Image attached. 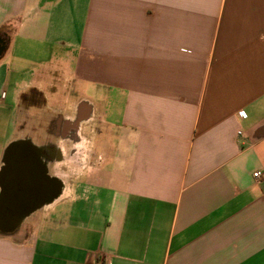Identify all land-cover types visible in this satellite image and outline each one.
Masks as SVG:
<instances>
[{"label":"crops","instance_id":"crops-1","mask_svg":"<svg viewBox=\"0 0 264 264\" xmlns=\"http://www.w3.org/2000/svg\"><path fill=\"white\" fill-rule=\"evenodd\" d=\"M9 125L55 187L0 264H264V0H0Z\"/></svg>","mask_w":264,"mask_h":264},{"label":"water","instance_id":"water-1","mask_svg":"<svg viewBox=\"0 0 264 264\" xmlns=\"http://www.w3.org/2000/svg\"><path fill=\"white\" fill-rule=\"evenodd\" d=\"M7 173L0 197V228L11 230L19 218L40 200L38 197L45 182L40 178H33L34 175L29 170L22 172L16 165H12ZM50 187L52 194L55 185Z\"/></svg>","mask_w":264,"mask_h":264},{"label":"flooded vegetation","instance_id":"flooded-vegetation-1","mask_svg":"<svg viewBox=\"0 0 264 264\" xmlns=\"http://www.w3.org/2000/svg\"><path fill=\"white\" fill-rule=\"evenodd\" d=\"M66 133L67 130L65 128L64 134ZM51 160V155L48 149L43 147L37 148L27 139H17L13 141L6 148L3 161L4 165L0 170L1 193H3L4 190L5 176L8 175L7 171H9V168H11L12 165H16L22 172L29 170L34 175L33 178H40L43 180L45 184L42 191H40V196L38 198L44 199L48 197L52 192V187H50L48 182V165Z\"/></svg>","mask_w":264,"mask_h":264},{"label":"rangeland","instance_id":"rangeland-1","mask_svg":"<svg viewBox=\"0 0 264 264\" xmlns=\"http://www.w3.org/2000/svg\"><path fill=\"white\" fill-rule=\"evenodd\" d=\"M69 88H71V90H69L71 100H77L82 95L90 96V94H91L88 91L73 90L72 87H69ZM75 119H76V116H74V115L69 118V121H71V124L73 125L72 129L70 130V134H69V136L71 135L70 136L71 137L70 149L69 148L68 149H66V148L62 149L61 148L62 145H61L60 146V154L57 153L56 150L54 149V152H55L54 157L59 158L58 160H56V162H60L61 164L64 162H66V163L79 162V158L81 156H83L86 152L85 148H87L88 145L90 144L87 142L88 140H85V139L81 140V138L78 137V133L80 131V125L75 123ZM79 124H80V122H79ZM14 131L15 130L12 127V125H9L6 127L4 133L0 132V150L1 149L3 150L5 142L14 136ZM54 152H53V154H54ZM50 162H52V161H50ZM52 163H54V162H52ZM48 182L50 185L55 184V182L53 180H51V177H48Z\"/></svg>","mask_w":264,"mask_h":264},{"label":"built area","instance_id":"built-area-1","mask_svg":"<svg viewBox=\"0 0 264 264\" xmlns=\"http://www.w3.org/2000/svg\"><path fill=\"white\" fill-rule=\"evenodd\" d=\"M240 115H241V117L244 116V114L242 112H240ZM238 133H240V131H238ZM253 175H254V177H258L260 175V172H255V173H253Z\"/></svg>","mask_w":264,"mask_h":264},{"label":"trees","instance_id":"trees-1","mask_svg":"<svg viewBox=\"0 0 264 264\" xmlns=\"http://www.w3.org/2000/svg\"><path fill=\"white\" fill-rule=\"evenodd\" d=\"M1 194H2V193H0V197H1Z\"/></svg>","mask_w":264,"mask_h":264}]
</instances>
